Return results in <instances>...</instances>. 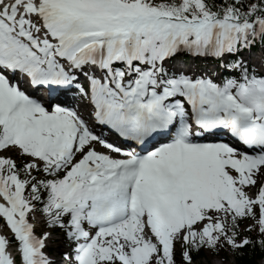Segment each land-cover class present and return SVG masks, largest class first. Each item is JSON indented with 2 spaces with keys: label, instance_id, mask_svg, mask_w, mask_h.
Segmentation results:
<instances>
[{
  "label": "snow or ice",
  "instance_id": "obj_1",
  "mask_svg": "<svg viewBox=\"0 0 264 264\" xmlns=\"http://www.w3.org/2000/svg\"><path fill=\"white\" fill-rule=\"evenodd\" d=\"M257 252L264 0H0V264Z\"/></svg>",
  "mask_w": 264,
  "mask_h": 264
},
{
  "label": "trees",
  "instance_id": "obj_2",
  "mask_svg": "<svg viewBox=\"0 0 264 264\" xmlns=\"http://www.w3.org/2000/svg\"><path fill=\"white\" fill-rule=\"evenodd\" d=\"M260 260V253L254 254L252 257H243L238 258L237 264H258V261Z\"/></svg>",
  "mask_w": 264,
  "mask_h": 264
},
{
  "label": "rangeland",
  "instance_id": "obj_3",
  "mask_svg": "<svg viewBox=\"0 0 264 264\" xmlns=\"http://www.w3.org/2000/svg\"><path fill=\"white\" fill-rule=\"evenodd\" d=\"M228 261L230 262V261H231V259H230V258H228Z\"/></svg>",
  "mask_w": 264,
  "mask_h": 264
}]
</instances>
